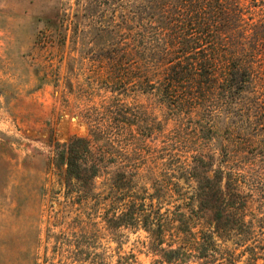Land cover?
Masks as SVG:
<instances>
[{"label":"rangeland","instance_id":"374dc122","mask_svg":"<svg viewBox=\"0 0 264 264\" xmlns=\"http://www.w3.org/2000/svg\"><path fill=\"white\" fill-rule=\"evenodd\" d=\"M112 3L0 0V264H169L150 252L145 232L106 226L104 198L118 191L126 164L144 165L139 184L148 191L172 183L210 212L218 185L234 201L218 169L235 172L237 201L262 219L254 232L264 238V148L238 127L216 131L215 117H172L157 96L119 81L136 57L102 29ZM161 128L188 172L146 171ZM68 154L86 166L79 177L67 173ZM94 163L103 168L91 179Z\"/></svg>","mask_w":264,"mask_h":264},{"label":"trees","instance_id":"16d2710c","mask_svg":"<svg viewBox=\"0 0 264 264\" xmlns=\"http://www.w3.org/2000/svg\"><path fill=\"white\" fill-rule=\"evenodd\" d=\"M105 1L117 6L102 29L120 35L123 54L130 55L133 47L136 57L135 65L120 70L119 81L157 96L172 117H215L216 131L238 127L249 131V142L264 148V0ZM192 127L197 132L205 128ZM162 131L154 135L162 138L164 153L153 150L146 171L155 174L162 166L169 176L188 172L190 164L168 152ZM88 146L83 149L90 152ZM65 164L72 177L86 168L69 154ZM88 167L92 179L103 165ZM143 169L131 164L117 168L118 191L104 198V209H111L107 228L145 232L150 252L169 264H236L241 256L246 264L264 261V238L254 232L262 219L238 203L235 172L218 169L231 181L234 201L218 185L209 198L217 209L210 212L195 209L196 196L173 193L172 183L148 191L139 184Z\"/></svg>","mask_w":264,"mask_h":264}]
</instances>
